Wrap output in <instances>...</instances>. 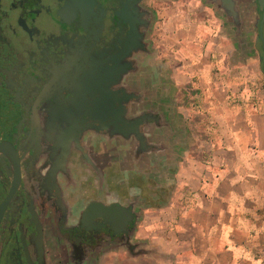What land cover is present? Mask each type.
Wrapping results in <instances>:
<instances>
[{
    "label": "flooded vegetation",
    "instance_id": "flooded-vegetation-1",
    "mask_svg": "<svg viewBox=\"0 0 264 264\" xmlns=\"http://www.w3.org/2000/svg\"><path fill=\"white\" fill-rule=\"evenodd\" d=\"M74 1L0 0V264H99L134 246L140 202L118 150L123 163L159 151L148 142L160 114L135 76L155 59L160 0ZM204 1L220 34L255 61L264 99V0ZM93 203L134 219L117 233L85 220Z\"/></svg>",
    "mask_w": 264,
    "mask_h": 264
},
{
    "label": "crops",
    "instance_id": "crops-1",
    "mask_svg": "<svg viewBox=\"0 0 264 264\" xmlns=\"http://www.w3.org/2000/svg\"><path fill=\"white\" fill-rule=\"evenodd\" d=\"M205 5L212 30L184 19L178 6L165 19L176 55L139 66L135 90L140 96L145 90L162 126L161 133L149 132L148 146L159 151L123 163L127 149L118 150L122 166L135 170L133 188L146 206L138 210L133 249L107 251L99 264H264V99L255 84L257 65L220 34L214 5ZM231 55L234 65L220 61ZM196 115L209 126L199 130L205 137L191 156L181 140ZM159 187L166 190L162 201Z\"/></svg>",
    "mask_w": 264,
    "mask_h": 264
},
{
    "label": "rangeland",
    "instance_id": "rangeland-1",
    "mask_svg": "<svg viewBox=\"0 0 264 264\" xmlns=\"http://www.w3.org/2000/svg\"><path fill=\"white\" fill-rule=\"evenodd\" d=\"M180 1H184V2H180ZM178 6H179V9L181 10L180 14L185 15L184 19L188 18L187 20H191V22L196 21L198 23H207V25H204L205 28L209 27V25H210V23H209L210 17L208 16L207 11H205L206 5H205L204 0H199L198 3L196 0H160L159 4L154 7L156 15L154 17V24H153V28H152V33H153L152 38H153V42H154V46H155V53H154L155 56H157V57L158 56L159 57L164 56L165 60H166V58L168 59L169 55H170V60H171V56L176 55V51H177V44H176L177 40L172 39L169 36V35H171V32H168V30L166 28L167 21L165 22V19L167 20V18L173 17L171 15L172 12L168 13V11H170V10L177 11ZM207 29L212 30L211 27L207 28ZM210 37H211V35H210ZM176 39H177V37H176ZM189 51L187 50V54L190 55ZM233 57L234 56L231 55L228 57V59L226 58V63H225V58H222L220 61H223L225 65L227 63L229 64V62L231 65H234L233 62L235 61V59ZM213 59H214V61L217 60L216 57H214ZM173 62L175 64L179 62L177 60V57L175 59H173ZM250 62H252V61H250ZM255 74L258 75V71ZM255 74H253V76ZM255 84L257 86H259L258 91L260 92V95L262 96V92L260 91L259 81H256ZM188 120L189 121L185 125L186 130H187V134H186L185 138L181 141L184 143L185 147L191 151V156H193L194 153H197V152H195V149H196L198 143L205 137L204 135H202L199 132V130L208 127L209 121H208V119H205V118L202 119L200 116H197V115L193 116L192 118H190ZM124 176H126L125 181H128L127 178H128V176H130L129 173H125ZM130 191L132 193L133 198H139L140 197V195H136L138 192L136 191L135 188H132ZM164 192H166V190L164 188L159 187L157 194L161 195V199H160L161 201H162V196L166 195V193L163 194ZM129 193H126V191H123L122 195L126 196V194L129 195ZM129 199H131V197ZM139 202H140V204L143 203V205H144V199H139ZM144 206H146V205H144Z\"/></svg>",
    "mask_w": 264,
    "mask_h": 264
},
{
    "label": "water",
    "instance_id": "water-1",
    "mask_svg": "<svg viewBox=\"0 0 264 264\" xmlns=\"http://www.w3.org/2000/svg\"><path fill=\"white\" fill-rule=\"evenodd\" d=\"M86 0H75V5L82 8ZM85 220H94L96 218L104 219L111 225L117 233L125 230L126 226L133 221L134 216L131 209H125L121 206L105 207L104 205L93 203L89 205L84 213Z\"/></svg>",
    "mask_w": 264,
    "mask_h": 264
}]
</instances>
